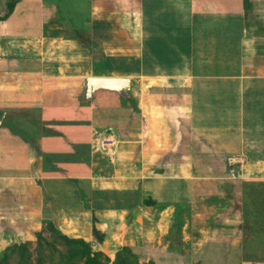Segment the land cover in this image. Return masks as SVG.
I'll return each mask as SVG.
<instances>
[{
  "label": "crops",
  "instance_id": "1",
  "mask_svg": "<svg viewBox=\"0 0 264 264\" xmlns=\"http://www.w3.org/2000/svg\"><path fill=\"white\" fill-rule=\"evenodd\" d=\"M107 76L127 94L87 97ZM47 221L111 258L264 264V0H0V252Z\"/></svg>",
  "mask_w": 264,
  "mask_h": 264
},
{
  "label": "trees",
  "instance_id": "2",
  "mask_svg": "<svg viewBox=\"0 0 264 264\" xmlns=\"http://www.w3.org/2000/svg\"><path fill=\"white\" fill-rule=\"evenodd\" d=\"M17 1L7 0L8 8L12 10ZM178 223L181 227L182 223ZM45 227L50 237L45 235L44 230L35 233V256L30 241H14L0 253V264H159L154 259L142 260L140 251L129 245L122 246L111 258L103 251L94 249L92 242L63 233L53 221H47ZM95 235L98 241H103L104 235L98 229H95ZM162 259L165 264H177L180 261L170 257ZM184 264H189V260L185 259Z\"/></svg>",
  "mask_w": 264,
  "mask_h": 264
},
{
  "label": "water",
  "instance_id": "3",
  "mask_svg": "<svg viewBox=\"0 0 264 264\" xmlns=\"http://www.w3.org/2000/svg\"><path fill=\"white\" fill-rule=\"evenodd\" d=\"M129 82V78L117 76L88 78L85 82V94L90 97L98 89H110L127 94Z\"/></svg>",
  "mask_w": 264,
  "mask_h": 264
},
{
  "label": "built area",
  "instance_id": "4",
  "mask_svg": "<svg viewBox=\"0 0 264 264\" xmlns=\"http://www.w3.org/2000/svg\"><path fill=\"white\" fill-rule=\"evenodd\" d=\"M100 140H101L100 141L101 147L103 148L106 155H108L110 159H114L116 155V149L119 143V140L116 137V134L109 133V132L104 133L103 135H101ZM238 160H239L238 158H234L232 162L236 163Z\"/></svg>",
  "mask_w": 264,
  "mask_h": 264
},
{
  "label": "rangeland",
  "instance_id": "5",
  "mask_svg": "<svg viewBox=\"0 0 264 264\" xmlns=\"http://www.w3.org/2000/svg\"><path fill=\"white\" fill-rule=\"evenodd\" d=\"M4 9V8H3ZM5 10V9H4ZM1 12H4V11H1ZM82 196L84 197V199H85V201L86 200H88V195L86 194V193H83L82 194ZM19 222V225L18 226H23L24 224H26V221H18ZM77 222H79V221H77ZM53 223L54 224H57L56 223V221H53ZM257 225V223L255 222L254 223V226H256ZM46 224L44 225V232H45V235L46 236H48V237H50V233H49V231H47L46 229ZM233 227V226H232ZM233 228H235V227H233ZM244 229H247L248 227L245 225L244 227H243ZM256 229H259L258 227H255ZM6 229H7V231L8 232H10V233H13L16 229L15 228H13V227H11L10 228V226H8V227H6ZM237 229H240V227H239V225L237 226ZM213 230H215V232H216V234H217V230H222V227H220V226H217V225H214L213 226ZM28 241H30V246H31V251H33L34 252V256L36 255V251H35V249H36V238H35V236H34V238L32 239V240H28ZM94 248V247H93ZM95 249V248H94ZM1 253V252H0ZM262 260H264V259H262ZM159 264H165L163 261H161V262H159Z\"/></svg>",
  "mask_w": 264,
  "mask_h": 264
}]
</instances>
